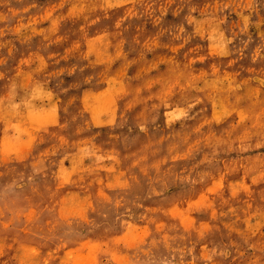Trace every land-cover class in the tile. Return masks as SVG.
<instances>
[{
	"label": "rangeland",
	"instance_id": "374dc122",
	"mask_svg": "<svg viewBox=\"0 0 264 264\" xmlns=\"http://www.w3.org/2000/svg\"><path fill=\"white\" fill-rule=\"evenodd\" d=\"M0 264H264V0H0Z\"/></svg>",
	"mask_w": 264,
	"mask_h": 264
}]
</instances>
